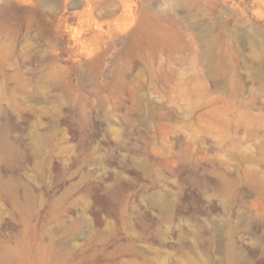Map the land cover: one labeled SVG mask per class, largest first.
<instances>
[{
  "label": "rangeland",
  "instance_id": "1",
  "mask_svg": "<svg viewBox=\"0 0 264 264\" xmlns=\"http://www.w3.org/2000/svg\"><path fill=\"white\" fill-rule=\"evenodd\" d=\"M0 264H264V0H0Z\"/></svg>",
  "mask_w": 264,
  "mask_h": 264
}]
</instances>
